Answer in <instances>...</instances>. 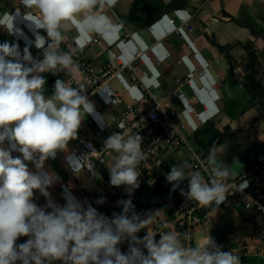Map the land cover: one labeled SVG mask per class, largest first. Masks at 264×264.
<instances>
[{
    "label": "clouds",
    "instance_id": "9594fccd",
    "mask_svg": "<svg viewBox=\"0 0 264 264\" xmlns=\"http://www.w3.org/2000/svg\"><path fill=\"white\" fill-rule=\"evenodd\" d=\"M116 0H107L113 5ZM30 12L26 19L36 28L45 29L52 42L40 63L26 67L22 61L32 59L29 48L0 43V264H241L240 257L225 252L209 235L206 242L196 247H184L178 235L162 233L157 241L152 235L142 239L136 234L154 220L151 214L142 219L137 215L132 200H121V214L109 219L89 204L87 207L64 187L66 201L59 205L50 198L47 188L58 180L44 170L48 158L55 159L58 150L66 149L70 140L78 135L85 114H91L103 127L104 117L95 113L93 104L80 90L66 86L61 80L54 83L55 93L45 100L39 89L43 77L33 72L51 71L57 66L68 67L71 57L58 55L55 46L63 40L64 21L76 25L79 38L76 43L84 47L89 33H97L105 40L116 36L118 25L105 15H88L97 0H21ZM84 14L77 22L76 16ZM11 31V28L9 29ZM44 39L36 36V47ZM125 56L127 49L123 50ZM215 68V67H214ZM140 135L112 134L105 142L107 150L118 154L110 169L113 186L127 185L131 194L139 187L137 171L145 154ZM7 144V146H5ZM217 146L210 148L209 158L215 165L214 176L205 182L199 173L189 177L188 199L202 207H218L227 197L225 181L231 175L227 167L216 164ZM13 152L21 155L13 156ZM35 165L30 171L28 163ZM73 171H79L82 161L68 157ZM186 166V165H185ZM93 176L95 174L93 173ZM167 181L185 179L182 167L173 166ZM47 199L41 207L34 202V192ZM104 199L96 201L103 204ZM187 236V233H185ZM21 237L27 239L23 242ZM127 242V252L120 245Z\"/></svg>",
    "mask_w": 264,
    "mask_h": 264
},
{
    "label": "crops",
    "instance_id": "0c3cea01",
    "mask_svg": "<svg viewBox=\"0 0 264 264\" xmlns=\"http://www.w3.org/2000/svg\"><path fill=\"white\" fill-rule=\"evenodd\" d=\"M135 1L116 0L113 5H108L107 0H97V3L92 9L88 10L87 14L92 16H107L113 25L119 26L116 29L117 34L111 40H105L101 37L98 44L86 47L83 54L75 56V60L88 58L95 64L109 59L127 61L130 59L132 52L140 48L146 49L151 55V60L144 58L142 68L147 71V75L143 76V80L160 98L166 97L171 89L175 87L176 79L184 77L189 70L207 69L209 64H214V69L207 70V78L195 79L183 87L184 92L188 94L189 100L194 105L199 119L188 110L184 111L185 114H182L181 110L185 109V105L183 104L185 102L180 97H174L172 98V103L178 114L176 122L182 124L186 120H190L193 127H199L209 120L217 129H219V125L221 124L223 126L230 125L234 130H238L242 140L239 138L240 142L236 145V153L228 155L222 149L225 144L223 143L224 139L219 137L223 140L218 144V151L215 154L217 161L224 167L229 168L232 173H235L236 170L246 166L248 163L263 158L264 155H260L261 151L245 147L246 142H252L248 139L251 136L249 132L252 133L254 131L258 132L256 137L260 141L259 143L264 145V120L258 111L250 105V97L244 87V66L248 62L249 52L255 53L257 61L260 60L264 66V0H183L177 9L171 10L169 13H166L165 10L168 9L166 6L172 0H140L139 8L141 10V5L144 3L150 4L157 9L155 11V18L159 19V21L157 24L148 26V28H145V17L142 14L138 15L137 22L129 20ZM184 3H186L185 6L182 5ZM34 11L25 8L21 0H0V43L8 38L10 46L18 45L21 57L23 56V49L25 47L29 48L30 53L42 50L43 56L45 51L49 49V46L46 47V45L49 44L50 38L47 36L46 30L36 28L30 20L26 19V16L30 12L38 15ZM192 13L196 14V19L199 23L193 31L187 32L184 29V37L171 35L168 38H164V30L170 27L169 21L171 18L178 19L189 16ZM83 19V13L76 16L77 22ZM139 22L143 26L140 27L138 25ZM62 23L65 24V27L61 29L62 35L66 32H71L77 41L80 34L76 25L71 21H64ZM10 28L11 31H9ZM127 32H131L132 37L127 41H123ZM37 35L44 39V44L40 48L36 47ZM89 36L90 39L85 40L84 45L87 41L93 39L96 33H89ZM54 49H56V46ZM124 49H127V56L123 54ZM156 49L158 50L156 51ZM165 54H168L169 57H165ZM227 55L230 56V59ZM98 57L104 60L97 59ZM216 60H218L217 63ZM76 61H71L68 67L61 68L66 70L68 78L72 73L78 74ZM24 65L31 67L33 63ZM261 71H263L264 75V70ZM32 75L44 76L43 72L39 71L33 72ZM44 80L45 83L42 88L51 90L57 79L52 78L50 81H47L44 78ZM112 86L119 91L124 102H134L142 98V92L129 81L124 85L112 81ZM42 88L39 91L42 92ZM235 90H238L241 95L242 91H245L248 96L247 100L245 99L247 103L246 109L243 110L241 107H238L240 114L237 116L234 115V110L232 111L228 108L229 100L235 94ZM102 96V93L96 94L94 99L97 104V99H100ZM224 101L226 102L223 104ZM100 102L104 103V100ZM98 106L100 105L98 104ZM242 106L244 107L245 104ZM122 109L123 106L115 107L113 114L120 112ZM89 118L92 119L91 123L87 122ZM99 127L100 125L93 116L86 114L78 130L85 131L87 137L93 138L96 128ZM188 131L186 132L187 135L192 137V131L189 128ZM206 132L211 134L209 130H206ZM76 139L77 137L70 140L66 149L58 150L55 159L48 158L45 160L44 170L54 177L59 178L62 176L63 178L62 180H55L47 188V191L50 193V198L53 202L62 206L66 203L63 196L64 187L69 183H74L77 186L78 184H83L85 189L77 188L71 191V193L77 201L87 207L89 205L87 194L96 186L93 187L84 182L76 183L73 181L77 176V171L74 172L73 168L68 164L69 155L67 150ZM200 145H202V141ZM199 150L207 149L202 147ZM187 153L169 156L173 158L177 157V160H174L170 168L172 169L173 166L182 167L185 177L190 172ZM117 156V153L111 151L108 157L109 164L113 165ZM180 161L181 164H179ZM26 163H28L30 171L36 170L32 162ZM161 168L163 173L167 171L170 174L171 169ZM96 174L99 181L105 179L108 175L105 167H100ZM150 179L152 180V177ZM176 183V181H172L171 185H176ZM261 183L264 186L263 179ZM139 184H144L143 188L139 189L137 187L131 193L136 199V203L133 205L135 211L142 219L147 218L150 214L155 217L151 224L136 234L142 239L143 230L157 227L161 224L162 220L171 217L170 212H172V206L176 201H167L166 206L164 205L161 208L156 207L150 203L148 198L151 197V193L148 191L151 183L146 180V182ZM171 185L167 184L166 187L168 188ZM123 186L128 187L127 185ZM167 192L163 188L160 195L165 196ZM36 195L39 196V201L34 200V202L38 206L43 207L46 204L43 201L46 197L38 190L34 192V196ZM96 209L99 213L111 219L113 218V214L119 215L122 213L123 205L118 203L114 206L111 200H106ZM169 232L173 233L172 231ZM209 235L216 245L221 247V250L225 252L235 253L243 246L258 243V240L254 237V226L250 222L249 213L242 208H235L232 202L229 204L223 203L212 213V220L210 222L196 229L194 247L206 242ZM153 237L157 241L160 239V236ZM124 244L128 243L121 244L120 248ZM242 264H264V258L256 254H247L242 258Z\"/></svg>",
    "mask_w": 264,
    "mask_h": 264
},
{
    "label": "built area",
    "instance_id": "2783aa9c",
    "mask_svg": "<svg viewBox=\"0 0 264 264\" xmlns=\"http://www.w3.org/2000/svg\"><path fill=\"white\" fill-rule=\"evenodd\" d=\"M169 22L170 27L164 30V38L171 35L184 37V29L191 32L199 24L195 13L178 19L171 18ZM62 36L63 40L56 45L54 50L58 55L68 54L71 61H76L75 56L83 54L86 47L98 44L101 38L96 33L93 39L87 41L84 47L80 48L78 44L75 45V36L71 32H66ZM131 37V32H127L123 41L129 40ZM51 43L53 42L50 38L49 44ZM41 51L36 50L31 54L32 59L23 61V64L42 62L44 56ZM165 57H169V55L165 54ZM144 58L151 60V55L148 50L141 48L132 52L127 61L109 59L95 64L88 58H81L76 61L78 74L72 73L69 76V86L80 90L81 94L93 104L95 113L99 116L102 115V111L94 99L98 93L108 97L114 107L123 106V109L113 114L110 121H106L103 127L96 128L93 138L87 137L85 131L78 130L77 139L72 145V153L78 161H82L83 169L97 173L100 167H105L108 173L107 177L99 181L96 187L87 194V200L94 208L100 205L96 203L99 199L111 200L114 206L119 201H127L128 199L132 200L133 205L136 203V199L127 192L126 187L123 185L113 186L110 183L112 165L109 164L108 157L111 150L106 149L105 142L114 133H121L125 137L127 135H140L142 137L141 148L145 154V159L137 169L140 173L138 176L139 183L148 180L149 176L152 177L153 171L161 169L163 155L172 156L187 152L190 172L186 174L181 192L186 194L189 191L188 178L194 174L199 173L205 182L214 176L215 165L209 158L210 151L195 149L192 146L191 137L186 133L189 132L188 128L194 133L197 127H193L190 120H186L182 124L177 123L178 114L172 103V98H182L188 111L199 119L195 107L186 96L183 87L195 79L207 78V70L214 69V64H209L207 69L189 70L184 77L176 79L175 87L166 97L160 98L143 80V76L147 75V71L142 68ZM217 62L218 60H216ZM61 68L63 66L58 65L56 69L51 71H58ZM112 81H116L120 85L129 81L142 92V98L134 102H124L119 91L112 86ZM87 122L91 123L92 119H87ZM12 155L15 157L21 154L13 152ZM216 164L222 165L217 161V158ZM263 172L264 157L248 163L235 173L231 172L225 181L227 185L226 200L218 207L198 206V203L188 199L187 195L180 194L172 206L171 218L162 220L157 227L143 230V237L146 235L159 237L162 233L172 231L178 235L184 247H194L196 229L210 222L212 213L223 203L230 201L235 208H242L249 213L250 222L254 226V237L258 240L257 244L252 243L243 246L234 254L240 257L241 264L242 258L247 254H256L264 258V186L261 185V173ZM59 179L62 180V176ZM66 187L70 191L77 188L85 189L83 184L77 186L74 183H69ZM47 199L45 198L43 201L47 202ZM34 200L39 201V196H34ZM127 249L128 244L122 245V252L126 253Z\"/></svg>",
    "mask_w": 264,
    "mask_h": 264
},
{
    "label": "rangeland",
    "instance_id": "374dc122",
    "mask_svg": "<svg viewBox=\"0 0 264 264\" xmlns=\"http://www.w3.org/2000/svg\"><path fill=\"white\" fill-rule=\"evenodd\" d=\"M156 1V0H154ZM155 3V2H153ZM168 13V12H166ZM160 17V16H159ZM159 21L156 20L153 22V24H157V22ZM145 28H148V25H145ZM97 59H100V60H104L103 58H97ZM259 68L260 70H264V66L262 65V63L260 62L259 60ZM44 74V78L45 79H50V78H56L57 80H61L62 82L65 83L66 86L69 85V78H68V73L66 72V70H63V69H60L58 71H45L43 72ZM42 95L44 96L45 100H48L50 99L51 96H54V93H55V88L53 86V88L51 90H47L45 88H42ZM188 96L187 93H185ZM248 96L246 95V92L245 91H242V95L238 92V90L236 91L235 90V94L232 96V98L229 100V105H228V108L230 110H234V115L237 116L239 115L240 113L238 112L239 108L238 107H241V109H246V106H247V103H246V100H247ZM97 99V98H96ZM104 100V103L103 102H100L101 100ZM100 99H97L98 101V104L100 105V109L102 111V117L105 118V120H110L111 119V115L115 112V107L110 103V99L106 96H102ZM246 99V100H245ZM226 101L223 102V104L225 103ZM245 106L243 107L242 105ZM185 105V109L184 110H181V113L182 114H185L184 111H187V106L185 103H183ZM227 104V103H226ZM225 104V105H226ZM111 116V117H110ZM215 129L218 131V135L219 137H222L224 140H223V143L224 144V147H222V149H224V151L228 154V155H232V153H236V145L238 144V142H240V133L238 130H234L232 126L230 125H219V129H217V127H215ZM251 134V136L248 138L249 141H252L251 143L249 142H246L247 144H245V147L247 149H256L258 151H261L260 152V155H264V145L259 143L260 141H258L256 135L258 132H249ZM256 133V134H255ZM254 134V135H253ZM240 138V139H239ZM207 138H206V132H202L199 133L198 135H193L191 137V143H192V146L195 148V149H202L201 145H200V142L201 141H205ZM242 140V139H241ZM245 141V140H243ZM67 153L69 156H74L73 153H72V145H70V147L68 148L67 150ZM75 157V156H74ZM162 165L165 169H171L170 168V165H172L174 163V160H177L176 158H173V157H169V156H166V155H163L162 157ZM173 158V159H172ZM179 164H181V161L179 162ZM161 169L159 170H155L153 171V176H152V180L150 179L151 176H149V179L147 181H149L151 184L149 186V189L148 191L151 193V197H148L149 198V201L150 203H152L154 206L156 207H159L161 208L162 206H166V202L167 201H176L180 194H181V187H182V183L184 181L183 180H180L178 182V186L177 187H173L171 184L172 182H169L167 181L166 177L167 175L169 174L167 171H165V173H163V171H161ZM237 171V170H236ZM93 173L95 174V176H93ZM163 173V174H162ZM156 174V175H155ZM157 176V177H156ZM261 178L264 180V172L261 173ZM73 181H75L76 183H81V182H84L90 186H93L95 187L97 185V183L99 182V179H98V176L95 172H88L86 171L85 169L82 168V165H80V170L77 171V176L73 179ZM168 185H171L169 186L168 188L166 187V183ZM143 182H146V181H143ZM142 182V183H143ZM143 185L144 184H139V189H142L143 188ZM177 185V183H176ZM164 190L167 192V194H165V196H161L160 193L162 192V190ZM168 189V190H167ZM161 190V191H160ZM231 203L230 201L229 202H226V204H229ZM171 213V216H172V212ZM171 218V217H170ZM21 239H24L23 241H25L27 238L26 237H22L18 240V242H23V241H20Z\"/></svg>",
    "mask_w": 264,
    "mask_h": 264
},
{
    "label": "trees",
    "instance_id": "16d2710c",
    "mask_svg": "<svg viewBox=\"0 0 264 264\" xmlns=\"http://www.w3.org/2000/svg\"><path fill=\"white\" fill-rule=\"evenodd\" d=\"M139 1L140 0H136L134 2L132 9H131L129 20L132 22L133 21L137 22L138 15H141V14L143 15L141 9L139 8ZM182 1L183 0H172L171 2H169L167 4L166 8H168V9L165 8L166 9L165 12L169 13V11L177 9L180 6V3ZM182 5L185 6L186 3H184ZM156 20L157 19L155 18L154 21H156ZM154 21L150 22V21L145 20L144 25L150 26L153 24ZM138 25L140 27L143 26L142 23H140V22L138 23ZM4 42L9 43L8 38L5 39L2 43H4ZM32 53H34V52H31L30 54H32ZM248 55H249L248 56V62L244 66L245 67L244 68L245 69L244 70L245 71V73H244L245 74L244 75V78H245L244 87L247 90V93L249 94L250 105L258 111L259 115L264 120V75H263V71H261L259 66H258L259 61H257V57H256L255 53L249 52ZM227 57L230 59L229 55H227ZM258 78H259V80H258ZM48 80L49 79H47V81ZM206 130L211 131L210 132L211 134L207 133ZM202 132L203 133L206 132V138L207 139L205 141H202L201 146L206 148L207 149L206 151H209L211 146H212L211 140H213V139L215 140V139L219 138V135L217 134L218 131L215 129V126L213 125V123H211L208 120L202 126L197 127L196 130L194 131L193 135H198L199 133L202 134Z\"/></svg>",
    "mask_w": 264,
    "mask_h": 264
},
{
    "label": "water",
    "instance_id": "95a60500",
    "mask_svg": "<svg viewBox=\"0 0 264 264\" xmlns=\"http://www.w3.org/2000/svg\"><path fill=\"white\" fill-rule=\"evenodd\" d=\"M142 8V13L143 16L145 17V20L147 21H154L155 20V11H157V9L153 6H151L150 4L144 3L141 5ZM52 83V82H51ZM222 142V138H218V139H213L211 140V145H216L218 146V144H220ZM20 241H23V239H21Z\"/></svg>",
    "mask_w": 264,
    "mask_h": 264
}]
</instances>
